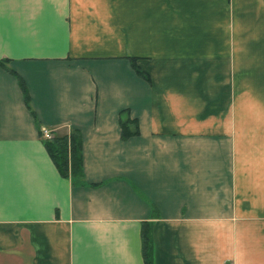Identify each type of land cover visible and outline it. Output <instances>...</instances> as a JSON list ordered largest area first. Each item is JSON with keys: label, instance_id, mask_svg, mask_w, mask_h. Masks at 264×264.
<instances>
[{"label": "crops", "instance_id": "1", "mask_svg": "<svg viewBox=\"0 0 264 264\" xmlns=\"http://www.w3.org/2000/svg\"><path fill=\"white\" fill-rule=\"evenodd\" d=\"M0 60V264H264V0H0Z\"/></svg>", "mask_w": 264, "mask_h": 264}, {"label": "trees", "instance_id": "2", "mask_svg": "<svg viewBox=\"0 0 264 264\" xmlns=\"http://www.w3.org/2000/svg\"><path fill=\"white\" fill-rule=\"evenodd\" d=\"M131 66L135 73L148 80V76L136 65L135 59H130ZM7 60H0V68L15 76L23 95L25 106L29 109L28 94L22 79L10 70L7 66ZM118 125L120 128L121 140L138 134L137 122L131 119L128 112L123 110L118 116ZM42 139V138H41ZM44 148L62 177H69L74 184L82 183L83 172L81 163V138L76 130H71L68 135L54 138L53 140H43ZM141 255L144 264H153L152 261V239L151 226L149 223H143L140 229Z\"/></svg>", "mask_w": 264, "mask_h": 264}, {"label": "built area", "instance_id": "3", "mask_svg": "<svg viewBox=\"0 0 264 264\" xmlns=\"http://www.w3.org/2000/svg\"><path fill=\"white\" fill-rule=\"evenodd\" d=\"M40 134H41L42 138L45 140H49L52 138L50 131L46 128H40Z\"/></svg>", "mask_w": 264, "mask_h": 264}]
</instances>
